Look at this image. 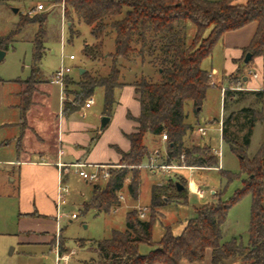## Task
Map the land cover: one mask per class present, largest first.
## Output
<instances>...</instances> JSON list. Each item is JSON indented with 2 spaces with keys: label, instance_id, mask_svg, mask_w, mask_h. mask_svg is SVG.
<instances>
[{
  "label": "trees",
  "instance_id": "16d2710c",
  "mask_svg": "<svg viewBox=\"0 0 264 264\" xmlns=\"http://www.w3.org/2000/svg\"><path fill=\"white\" fill-rule=\"evenodd\" d=\"M64 10L70 24V40L79 34L74 29L73 16L90 28L94 42H85L82 52L91 64L104 59L111 62L107 75H94L86 70L78 83L80 90L71 92L66 89V95L73 94L74 100H65L64 115L80 110L96 88L102 87L105 94L104 114L111 116L116 103V90L128 85L122 81V62L132 63L140 59L143 65L147 62L157 69L161 77L157 82L143 77L130 84L135 88L140 103L137 117L128 113L129 119L136 123L135 131L126 134L130 149L123 151L114 146L123 166L120 170H110V178L104 186L93 184L92 198L85 210L108 213L119 207V193L124 188L129 169H132L133 177L127 188L133 198H138L140 177L137 169L149 156L145 143L147 134H167V162L180 161L183 155L184 162L189 165L216 167L218 156L211 154L208 148L186 146L185 139L189 132L194 131V125L187 122L185 107L191 102L196 115L202 111L212 85L211 74L202 68V62L212 54L224 33L257 22L258 30L248 51L253 57L264 55V0H247L246 3H236L235 0H64ZM47 18V14H43L37 21L40 26L33 41V73H40L46 51ZM188 22L196 28L190 43ZM24 25L25 19L20 18L11 34L0 37V48L8 50ZM110 35H114L115 49L106 53L105 41ZM34 87L30 86L35 92ZM252 93L264 101L260 91L227 90L225 109L230 103H239ZM32 104L31 99H24L23 121ZM259 122H264V107H243L224 120L223 141L238 155L242 171L246 174L243 187L231 200L220 199L217 203L203 204L195 210V215L180 235H174L167 228L163 236L155 241L153 226L160 209L173 196L186 200L187 191L185 185V189L179 191L177 183L171 181L154 184L150 217L141 218L138 209L128 212L125 231L114 230L110 238L94 241L99 257L90 264H181L184 260L198 263L205 260L208 250L211 254L209 264H233L238 260L242 264H264V140L252 159L247 153ZM239 138L242 143H239ZM223 176L233 180L225 174ZM246 194L252 196L249 243L245 245L237 238L224 241L223 226L228 212ZM142 243L154 249L142 254L139 251ZM62 252L59 244V254L62 255Z\"/></svg>",
  "mask_w": 264,
  "mask_h": 264
},
{
  "label": "rangeland",
  "instance_id": "374dc122",
  "mask_svg": "<svg viewBox=\"0 0 264 264\" xmlns=\"http://www.w3.org/2000/svg\"><path fill=\"white\" fill-rule=\"evenodd\" d=\"M235 2L246 3V0H235ZM39 4L45 6L44 11L36 10ZM15 9H19V11L15 12ZM30 11L33 12L30 13ZM64 11V0H0V37L11 34L20 18L25 19L26 22L24 29L15 37V41L8 50L0 48L6 52L4 59L0 61V264H90L92 260H97L99 257L94 249V241L110 238L114 230L125 231L127 213L133 209L139 210L142 207H147L148 211L145 218L148 219L151 215L152 186L154 184H167L169 181L173 184L184 183L187 199L182 200L178 196H173L168 204L160 209L161 213L157 216L153 226V239L158 241L167 228L174 235H180L188 221L195 215V210L198 207L207 203H217L220 199L229 201L243 187L246 174L242 171L238 155L222 140L220 124L218 123L221 115L224 114L223 118L226 120L229 114L238 112L243 107L253 106L257 109L264 107V101H258V103L261 102L258 104L253 97L248 96L237 104H229V107L225 109L220 89L210 87L199 115L195 114L191 102L185 107L187 122L194 125V131L189 132L185 144L190 148L206 147L211 154H213V148L221 149L222 158L216 167L189 165L184 162L187 166L195 168L191 170L178 169L172 174H163L161 171L152 172L146 168L151 158L167 162L165 155L168 139L165 141L163 135L147 134L145 143L149 149V156L143 160V164L137 169L140 177V193L137 199L131 196L127 188L133 177V171L129 169L124 188L119 193V197L122 195L124 198L123 200L120 199L121 205L119 207L108 213L98 212L95 209L86 211L85 209L92 198L93 184L99 183L104 186L107 180L101 178L97 182L86 183V180L79 175L78 168L70 167L72 170L68 184L71 193L61 208L62 217L59 221L57 216L46 220L48 222L54 220L56 230L44 233L28 231L24 234V230H40L44 226V222L26 218L40 217L41 215L36 211L31 214L20 215V213L33 209L34 201L31 195L37 189L35 183L30 180L25 185L20 184L19 181H12V176L17 178L18 166H16V161L19 158L17 136L20 130L19 128L5 127L4 124L21 119L25 106L24 99H31L33 104L36 99L42 101L41 98L44 97L36 95L38 91L40 93L46 92L49 96L46 106L48 110L46 109L47 111L41 115L48 117L51 121L53 115L57 117L60 114L61 89L60 86L51 84L50 80L54 72L61 66L71 69L66 78L65 92L66 89L71 92L80 90L78 83L82 80L81 69H86L94 75H107L111 66L109 59L91 64L83 54L84 43H93L94 37L91 35L90 28L76 16H73L74 29L79 34L70 40L68 20L64 18L66 16ZM43 14L48 16L47 36L45 38L46 51L40 64V73H33V41L40 26L37 21ZM195 33L196 28L191 22H188L189 43L193 41ZM114 49V35H110L105 41L104 52L111 53ZM217 50L215 49L213 54H216ZM71 55L75 56L74 60L70 59ZM210 59L203 60L202 68L205 69L209 65ZM122 65V81L128 85L116 90V103L110 116L111 121L105 130H101V121L105 111V94L102 87L96 88L92 95L95 102L90 108H86L84 104L80 110L71 114L75 120L90 123L98 128L94 132L93 142L86 148L87 157L89 156L90 161L113 166L110 167V170H120L123 166L119 160L115 161L118 152L112 145H123L125 142L124 132L133 128L134 122L129 119L128 113L136 116L140 112V103L137 100L135 88L130 84L143 77L154 82L161 79L157 69L147 62L143 65L140 59H136L132 63L122 62ZM32 84L36 88L35 92L30 88L33 86ZM65 92L64 102L66 99L72 102L74 95L67 96ZM42 103V105H46L45 102ZM36 116H40L39 113ZM27 120L26 118V121L19 123L21 132L26 130ZM199 126L206 127V135L201 136L196 132ZM240 138L239 143H242ZM263 140L264 122H259L254 129L251 144L247 151L250 159L257 154ZM7 141L9 144H6ZM164 146L165 148H163ZM218 159L216 158V160ZM175 163H179V161H175ZM85 170L95 171V167L87 166ZM183 170H189V172L193 170L192 176L195 181L202 186V189L206 187L205 198L197 196V191H192V193L189 188L187 189L188 181L182 176ZM222 174L233 178V180L229 181ZM189 178H191L190 174ZM211 190L215 191L214 194L211 193ZM251 205L252 196L246 194L230 208L227 221L223 226L224 241L237 238L248 245ZM41 206L46 211L52 209L49 200L43 201ZM72 214H76L77 217L73 218ZM33 234H42L40 239L46 241L43 243L23 241L24 237ZM59 244L63 250L62 255H71L68 263L58 260V256H62L59 254ZM153 249L154 247L145 243L139 246V251L142 254H148ZM210 260L211 254L208 250L204 261L189 263L184 260L181 264H209ZM233 264H242V261L238 260Z\"/></svg>",
  "mask_w": 264,
  "mask_h": 264
},
{
  "label": "crops",
  "instance_id": "0c3cea01",
  "mask_svg": "<svg viewBox=\"0 0 264 264\" xmlns=\"http://www.w3.org/2000/svg\"><path fill=\"white\" fill-rule=\"evenodd\" d=\"M257 30L258 23L251 22L240 29L224 33L215 45L212 54L207 57V59L211 58L209 65L205 68L210 72L212 77L211 87L219 88L221 94L222 88L233 87L237 85L241 80L245 91L258 92L259 90L264 89V55L254 56L250 60V62L245 63L246 54L250 52L248 50L257 33ZM215 49L218 50L215 52L216 54H213ZM36 95L44 98H41L42 101L36 99L34 104L32 105L33 107H30V109L28 110L26 114V118L28 119V126L26 127L25 131L21 132V128L19 125L20 122H24L22 117L19 121L4 124V126L8 128H19L21 132H19V135L17 136V151L19 155V158L16 161V166H18L17 178L11 175L12 181H19L20 184L22 183L23 185H25L30 180L31 182L35 183L37 189L36 191H33L31 195L34 201L33 209L25 213H20V215L31 214L36 211L41 215L40 217L26 218L42 220L44 222V226L40 230H24L23 233L28 231H32L35 233H44L46 231L56 230V222L54 220H51L50 222L46 220H49L52 217L54 218L57 215L58 186L61 180L64 183L68 184L70 172L72 170L70 167H73L69 166L70 164L84 163L89 167L96 164H106L90 161L89 156L87 157L86 148L90 145L91 142H93L94 132L98 128L90 123L79 122L75 120L73 115L65 116L63 113L64 100L62 98L60 114H58L57 117L52 114L53 118L50 121L48 117L46 118L41 115L48 110L46 107L49 100L48 93H40L38 91ZM248 96L253 97L257 103L258 101H260L255 93L247 95L246 97ZM42 102H45L46 105H42ZM260 103L261 102H259L258 104ZM38 113L40 116H36ZM138 115L134 116L137 117ZM104 116L107 115L104 114L103 117ZM221 117H224V114L221 115ZM47 119L49 120V122ZM135 127L136 123L134 122L133 128L130 131L124 132L125 142L123 145L120 146L118 144H115L112 146H117L123 151H128L130 149V141L129 139H127L126 134L135 131ZM105 128L101 130L103 131L105 130ZM222 129L223 128L220 127L221 133ZM6 144H9V141H7ZM163 148H165V146ZM165 158L167 161V153L165 155ZM118 160H120L119 152L115 161ZM60 164L63 166H60ZM192 171L189 172V170H183L182 176L188 181L189 190L191 192H194V190L192 189V182L196 184L197 188H202V186L195 181L192 176L194 172ZM189 174L191 178H189ZM86 183L89 182L86 181ZM205 188L206 187L203 188V190L205 191L204 196L201 198H205L206 196ZM211 191V193L214 194L215 191ZM45 200L51 201V210L46 211L42 209L41 204ZM33 235H35V237H33ZM33 235L24 237L23 241L35 243H43L44 241H46L40 239V236H43L42 234Z\"/></svg>",
  "mask_w": 264,
  "mask_h": 264
},
{
  "label": "built area",
  "instance_id": "2783aa9c",
  "mask_svg": "<svg viewBox=\"0 0 264 264\" xmlns=\"http://www.w3.org/2000/svg\"><path fill=\"white\" fill-rule=\"evenodd\" d=\"M36 10L37 11H43V10H45V6L43 4H39L37 6ZM31 12H33V11H30V13ZM64 18H65V16H64ZM70 59L74 60L75 56L71 55ZM70 72H71V69L69 67L61 66L59 69H57L54 72V74L52 75L51 80H50L51 84L60 86V88L62 90L61 98L63 100L65 99V94H64L65 90L64 89L66 87V78L69 76ZM227 90H245V88L242 85V80L237 85H235L233 87L222 88L223 100H224V97L226 95ZM259 91L262 92V96L264 99V89H261ZM94 102L95 101L92 97L89 98L85 103V107L90 108L94 104ZM223 123H224L223 117H221V119L219 121L221 128H223ZM196 132L199 135L204 136L207 134V129H206V127L199 126L197 128ZM163 139L165 141L168 139V136L166 133L163 134ZM213 153L216 156H218V158H220V159L222 158V150L221 149H219V150L213 149ZM60 166H63V165L60 164ZM69 166H73L75 168H78L79 175L83 179H85L87 182H97L101 178L108 180L110 178V175H111L110 167H113V166H110L108 164H96L93 166V167H95V171L89 172V171L85 170V168L87 167V164H84V163H73V164H70ZM146 168L150 169L152 172H155V173L161 171L163 174H172L173 171H176L178 169H184V168L185 169H192L195 167L187 166L184 163V156L182 155L179 163H175V161H171V162H163L161 160L157 161L155 158H151L149 160L148 164L146 165ZM70 191H71L70 186L61 180L59 183V186H58V191H57V215L56 216L58 218V221L62 217L61 208L66 203V199H67V196L70 194ZM194 191H197L196 193L199 197L204 196L205 191L201 187H198ZM119 198L121 200L124 199L122 195ZM139 211H140V217L145 218L146 213L148 211V208L142 207L139 209ZM72 217L76 218L77 215L72 214ZM70 256L71 255H67V254L62 255L61 257L58 256V260H62L64 263H68Z\"/></svg>",
  "mask_w": 264,
  "mask_h": 264
},
{
  "label": "water",
  "instance_id": "95a60500",
  "mask_svg": "<svg viewBox=\"0 0 264 264\" xmlns=\"http://www.w3.org/2000/svg\"><path fill=\"white\" fill-rule=\"evenodd\" d=\"M14 11L17 12L18 9H15ZM5 55H6V52L0 49V61L4 59ZM252 58H253V54L251 52L247 53L245 57V63L250 62ZM84 72H85V69H81L80 74H83ZM110 120H111L110 116H104L101 121V129H104L105 127H107ZM177 186H178L179 191H182L183 189H185V186L179 182H177Z\"/></svg>",
  "mask_w": 264,
  "mask_h": 264
},
{
  "label": "bare ground",
  "instance_id": "6f19581e",
  "mask_svg": "<svg viewBox=\"0 0 264 264\" xmlns=\"http://www.w3.org/2000/svg\"><path fill=\"white\" fill-rule=\"evenodd\" d=\"M196 188H197V187H196V184H195L194 182H192V189H193V190H196Z\"/></svg>",
  "mask_w": 264,
  "mask_h": 264
}]
</instances>
